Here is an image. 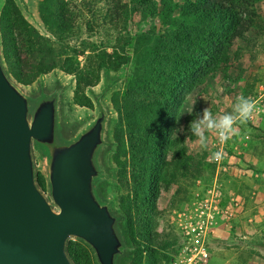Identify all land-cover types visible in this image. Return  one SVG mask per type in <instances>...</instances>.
Returning <instances> with one entry per match:
<instances>
[{"label": "trees", "instance_id": "obj_1", "mask_svg": "<svg viewBox=\"0 0 264 264\" xmlns=\"http://www.w3.org/2000/svg\"><path fill=\"white\" fill-rule=\"evenodd\" d=\"M37 14L44 32L14 0H4L0 11L3 57L22 86L59 71L74 78L72 104L93 110L87 91L101 74L131 65L121 89L108 95L115 115V176L108 192L117 195L126 218L134 252L128 264H162L160 251L176 239L163 228L159 183L179 112L187 94L226 60L229 47L261 29L254 0H39ZM135 15L160 18L161 26L132 37L128 27ZM204 170L183 156L173 161L172 180L196 179ZM38 180L45 189L42 174ZM68 252L75 264H95L80 242L70 241Z\"/></svg>", "mask_w": 264, "mask_h": 264}, {"label": "water", "instance_id": "obj_2", "mask_svg": "<svg viewBox=\"0 0 264 264\" xmlns=\"http://www.w3.org/2000/svg\"><path fill=\"white\" fill-rule=\"evenodd\" d=\"M14 1L35 22L32 0ZM118 83L106 81L90 94L94 112L72 119V83L55 77L25 88L7 70L0 35V264H75L70 241L95 264L131 261L126 218L108 192L115 115L107 96Z\"/></svg>", "mask_w": 264, "mask_h": 264}, {"label": "rangeland", "instance_id": "obj_3", "mask_svg": "<svg viewBox=\"0 0 264 264\" xmlns=\"http://www.w3.org/2000/svg\"><path fill=\"white\" fill-rule=\"evenodd\" d=\"M38 1H31L35 22L28 20L44 32L37 14ZM254 4L262 21L261 29L249 33L247 41L236 40L229 47L226 60H221L202 84L187 94L179 112L175 135L168 151L167 166L159 183L157 205L164 213L163 228L176 239V245L160 251L162 264H176L182 247L178 231L169 224L168 212L178 203L191 200L198 189V181L208 185L215 176L216 166L209 161L215 135L209 134L207 148L202 149L196 142L197 138L191 134L189 125L205 108H209L213 115L231 112L237 97L240 96L253 99L260 110L253 114L246 125L238 126L236 134L226 143L230 156L234 155L237 159L234 164H225L227 172L222 169L218 173V179L221 192L226 197L230 209L232 208L233 217L229 223L222 222L227 229H217L215 236L209 239L210 258L207 264H264V245H261L264 244V169L254 167L247 161L249 146L253 141L258 140L264 145V130L252 126L264 116V0H254ZM160 26V18L143 20L139 15H135L129 23L128 33L132 37L143 33L150 34ZM82 60L83 57L80 58V61ZM130 71L131 65L122 68L118 73L103 72L99 84L88 90L87 96L90 98V94L99 91L109 79L119 81L116 90L121 89ZM55 77L72 83L67 99L70 118L94 112V108L90 110L72 104V76L55 71L40 80L51 82ZM183 156L193 157L203 165L205 170L201 177L172 180L173 161Z\"/></svg>", "mask_w": 264, "mask_h": 264}, {"label": "built area", "instance_id": "obj_4", "mask_svg": "<svg viewBox=\"0 0 264 264\" xmlns=\"http://www.w3.org/2000/svg\"><path fill=\"white\" fill-rule=\"evenodd\" d=\"M223 150L224 156L220 161H214L212 153ZM209 161L215 165V176L210 184L198 181V189L190 201L178 203L168 212L169 224L180 236L181 252L176 264H207L210 258L208 251L209 239L215 236L219 223L230 222L232 213L226 197L221 192L218 173L225 164H234L236 156L229 154L225 144H220L215 137ZM236 154V152L234 151ZM227 226V225H226Z\"/></svg>", "mask_w": 264, "mask_h": 264}, {"label": "clouds", "instance_id": "obj_5", "mask_svg": "<svg viewBox=\"0 0 264 264\" xmlns=\"http://www.w3.org/2000/svg\"><path fill=\"white\" fill-rule=\"evenodd\" d=\"M260 109L257 103L248 97H237L231 112L222 115H213L209 108H205L202 114H198L189 125L191 134L196 137V142L202 149L207 148L209 134L215 135L220 144H225L236 134L238 126L248 123L253 114ZM223 150L212 153L214 161L223 159Z\"/></svg>", "mask_w": 264, "mask_h": 264}, {"label": "crops", "instance_id": "obj_6", "mask_svg": "<svg viewBox=\"0 0 264 264\" xmlns=\"http://www.w3.org/2000/svg\"><path fill=\"white\" fill-rule=\"evenodd\" d=\"M252 126L264 130V116L260 117L259 120H256V123H253ZM249 149L250 152L247 154V161L254 167L264 169V145L260 141L256 140L250 144ZM222 227L225 228L222 223H219L217 229ZM217 229L215 231L216 233Z\"/></svg>", "mask_w": 264, "mask_h": 264}]
</instances>
